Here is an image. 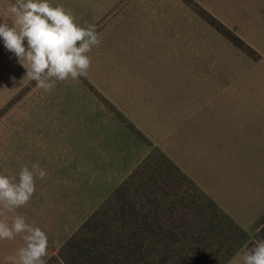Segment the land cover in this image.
Instances as JSON below:
<instances>
[{
  "label": "rangeland",
  "instance_id": "rangeland-1",
  "mask_svg": "<svg viewBox=\"0 0 264 264\" xmlns=\"http://www.w3.org/2000/svg\"><path fill=\"white\" fill-rule=\"evenodd\" d=\"M14 2L0 0V19L11 23ZM49 2L94 24L102 42L86 76L45 94L0 39V174L47 172L29 204L0 218L19 214L45 231L47 264L157 150L238 223L247 246L264 222V133L247 132L248 116L264 112H249L264 108V0ZM216 141L234 149L222 148L218 165ZM238 156L260 170H238ZM22 245L0 241V264ZM245 246L224 264H242Z\"/></svg>",
  "mask_w": 264,
  "mask_h": 264
},
{
  "label": "trees",
  "instance_id": "trees-1",
  "mask_svg": "<svg viewBox=\"0 0 264 264\" xmlns=\"http://www.w3.org/2000/svg\"><path fill=\"white\" fill-rule=\"evenodd\" d=\"M257 239L264 222L245 246L238 223L154 150L47 264H224Z\"/></svg>",
  "mask_w": 264,
  "mask_h": 264
},
{
  "label": "clouds",
  "instance_id": "clouds-1",
  "mask_svg": "<svg viewBox=\"0 0 264 264\" xmlns=\"http://www.w3.org/2000/svg\"><path fill=\"white\" fill-rule=\"evenodd\" d=\"M11 23L0 19V39L43 93H51L58 82L76 81L88 74L89 53L99 47L101 37L94 24L81 26L75 14L49 0H15L7 8ZM46 170L38 164L22 166L18 177L0 174V217L16 213L30 203L36 180H44ZM20 236L23 245L15 254L6 255V264H46L49 237L40 227L16 214L9 223L0 218V241ZM242 264H264V239L246 248Z\"/></svg>",
  "mask_w": 264,
  "mask_h": 264
},
{
  "label": "crops",
  "instance_id": "crops-1",
  "mask_svg": "<svg viewBox=\"0 0 264 264\" xmlns=\"http://www.w3.org/2000/svg\"><path fill=\"white\" fill-rule=\"evenodd\" d=\"M248 97H250V96H248ZM248 103H250L249 101H248ZM252 105H250V108H249V112L251 111V110H255V111H257V110H261L262 109V111L261 112H263V110H264V108H259L258 107V105H257V103L256 102H254V103H251ZM243 107H244V105L242 106V108H241V111L239 110L238 111V113H237V115L239 116V115H241V112H242V109H243ZM244 113V112H243ZM244 114H246V115H248V113H244ZM254 115V114H253ZM258 114H256L255 116H248L249 118H251V120L248 118V123H250V125L249 126H251V127H255L254 129L252 128V129H250L249 131H247V132H252L251 130H255V131H259V132H261V133H264V129L263 130H260V128H264V123H260V122H258V121H256V119L257 118H260L261 120H264V112H263V114L261 115V116H257ZM257 116V117H256ZM244 129V128H243ZM243 129L241 128V127H239V125H237L236 124V126L234 125L233 126V128H232V130H233V132L235 133V134H237V135H241V133H242V131H243ZM246 131V130H245ZM238 137H233V139L234 140H236ZM249 138V137H248ZM250 139V138H249ZM251 140V139H250ZM252 142V144L253 145H257V143L253 140V141H251ZM249 143V142H248ZM215 148H216V151H217V156L219 157V158H214L213 160H215V162L216 163H214V164H216V165H218V160H220V159H222V157H221V155L219 154V151L222 149V148H226V149H228L229 151H230V154L233 152V150L234 149H231L230 147H229V145H228V143H227V141H225V143L223 144V145H221V143H220V141H216V143H215ZM231 155H229V157H230ZM233 160H235L237 163L239 162V168H238V170H260V169H250L249 168V165H248V162L243 158V156H238V157H236V158H232V159H230V161H233ZM221 162V161H220ZM262 196H264V192L262 191ZM213 200V199H212ZM214 201V200H213ZM215 202V201H214ZM216 203V202H215ZM217 204V203H216ZM218 205V204H217ZM219 206V205H218ZM220 207V206H219ZM221 208V207H220ZM228 215V214H227ZM236 222V221H235Z\"/></svg>",
  "mask_w": 264,
  "mask_h": 264
}]
</instances>
